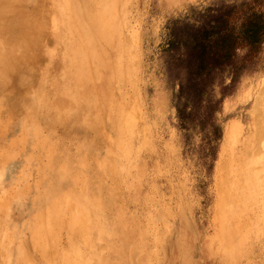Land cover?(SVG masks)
<instances>
[{
	"label": "rangeland",
	"instance_id": "rangeland-1",
	"mask_svg": "<svg viewBox=\"0 0 264 264\" xmlns=\"http://www.w3.org/2000/svg\"><path fill=\"white\" fill-rule=\"evenodd\" d=\"M33 1L0 0V264H264V0ZM224 9L195 108L183 53Z\"/></svg>",
	"mask_w": 264,
	"mask_h": 264
},
{
	"label": "trees",
	"instance_id": "trees-1",
	"mask_svg": "<svg viewBox=\"0 0 264 264\" xmlns=\"http://www.w3.org/2000/svg\"><path fill=\"white\" fill-rule=\"evenodd\" d=\"M228 17L229 9H224L217 12L205 28L200 27L193 30L190 35L194 42L193 46L187 47L186 52L183 53V60H181L183 64L181 65L185 70V82L180 84L176 98L181 95L184 101L191 103L195 108L207 96L206 90L213 84L216 74L233 63L238 43L230 31ZM263 34L264 24L258 26L256 18H253L246 24L243 42L252 47ZM177 39L175 36L173 40L175 45L180 43ZM174 43L169 45L171 51L177 49ZM176 67L179 66L176 65ZM207 111H211L210 106L207 107ZM192 113L191 110L185 112L183 108L179 110L178 117L181 123L185 124L190 121Z\"/></svg>",
	"mask_w": 264,
	"mask_h": 264
},
{
	"label": "bare ground",
	"instance_id": "bare-ground-1",
	"mask_svg": "<svg viewBox=\"0 0 264 264\" xmlns=\"http://www.w3.org/2000/svg\"><path fill=\"white\" fill-rule=\"evenodd\" d=\"M4 1L7 2V0H4ZM13 1H16V2H17L18 0H13ZM34 1H35V0H34ZM34 1H33V2H34ZM43 1H44V0H43ZM20 2H21V0H20ZM10 3H13V2L10 1ZM34 3H35V2H34ZM7 4H8V2H7ZM31 4H32V3H31ZM2 5L6 7V5H4V4H2ZM16 6H17V5H16ZM18 6H20V4H18ZM34 6H36V3L34 4ZM21 7H22V6H21ZM23 7H24V6H23ZM0 8H1V7H0ZM34 8H35V7H34ZM34 8H33V9H34ZM3 9H4V8H3ZM37 9H38V8H37ZM40 9H41V8H40ZM7 10H8V9H7ZM24 10H25V9H24ZM30 10H32V8H30ZM41 11H42V10H41ZM0 12H2V11H0ZM30 12H31V13H30ZM30 12H29L28 14H26L25 17L28 16V15H30V14H32L33 11H30ZM42 12L44 13V11H42ZM42 12H41V13H42ZM41 13H40V14H41ZM3 14L6 15L4 12H3ZM10 14H11V13H10ZM35 14L39 15V12H37V13H35ZM35 14H33V15L36 16ZM39 16H40V15H39ZM41 16H42V14H41ZM41 16H40V18H41ZM43 16H44V14H43ZM43 16H42V17H43ZM25 17H22V18H25ZM37 17H38V16H37ZM40 18H39V17L37 18L38 21H39V20L42 21V19H43L44 17L41 18V19H40ZM16 19H17V18H15V20H16ZM43 20H44V19H43ZM38 21H37V23L39 24V27H40V25L42 24V22H41V24H40ZM44 21H45V20H44ZM78 21H79V20H78ZM97 21H98V20H97ZM105 21H106V19H105ZM0 22H1V21H0ZM6 22H7V21H6ZM22 22H23V19H22ZM3 23H4V22H3ZM3 23H2V24H3ZM24 23L27 24L28 26H30V23H31V22H30V23H29V22H28V23L23 22V24H24ZM33 23L36 24V22H34V20H33L32 24H33ZM43 23H44V22H43ZM77 23H78V22H77ZM6 24H7V23H6ZM96 24H97V23H96ZM3 26H4V24H3ZM35 26H36V25H35ZM47 26H48V25H47ZM4 27H5V26H4ZM31 27H34V25H31ZM39 27H36V28L38 29ZM5 28H6V27H5ZM3 29H4V28H3ZM28 29H29V28H28ZM32 29H33V28H32ZM37 29H36V30H37ZM44 29L46 30V28H44ZM44 29L42 28L41 31L44 32V31H43ZM88 29H89V28H88ZM92 29H93V28H92ZM5 30H7V28H6ZM5 30H4V31H5ZM19 30H21V29H19ZM25 30H26V26H25ZM30 30H31V29H30ZM13 31H14V30H13ZM38 31H40V30L38 29ZM38 31H37V32H38ZM41 31H40V32H41ZM86 31H87V30H86ZM40 32L37 33L38 36H39V39H38V36H37V40H36V41H39V42L41 43L43 40H40V35H41ZM46 32H47V31H46ZM46 32H45V33H46ZM14 33H15V31L13 32V34H14ZM21 33H22V32H21ZM26 33H27V32H26ZM32 33H33V32H32ZM91 33H92V32H91ZM35 34H36V33H35ZM37 34H36V35H37ZM17 35H18V34H17ZM27 35H28V34H27ZM27 35H26V36H27ZM29 35H30V34H29ZM13 36H14V35H13ZM32 36H33V35H32ZM44 36H45V35H44ZM1 37H2V36H1ZM20 37H21V36H20ZM41 37H42V36H41ZM4 38H5V37H4ZM10 39H11V37H10ZM22 39H23V38H22ZM34 39H35V38H34ZM42 39H43V38H42ZM5 40H7V39H5ZM7 41H8V40H7ZM25 41H26V40H25ZM25 41H23V42H25ZM14 42H15V41H14ZM14 42H13V43H14ZM23 42H22V43H23ZM10 43H11V42H10ZM25 43H26V42H25ZM18 44H19V43H18ZM26 44H27V43H26ZM9 45H10V44H9ZM15 45H16V44H15ZM20 45H21V44H20ZM36 45H37V44H36ZM0 46H1V45H0ZM10 46H11V45H10ZM40 46H41V45H40ZM6 48H7V46H6ZM15 48H17V47H15ZM15 48H13V45H12V51H13V49H14V51H15ZM30 48H31V47H30ZM30 48L28 47V49H30ZM1 49H2V48H0V50H1ZM4 49H5V48H4ZM36 49H38V47H36ZM36 49H35V51H38V50H36ZM23 50H24V49H23ZM8 51H9V50H8ZM29 51H30V50H29ZM32 51L34 52V50H32ZM32 51L28 52L27 55L29 56V54H30ZM42 51H43V50H42ZM1 52H2V51H1ZM23 52H24V51H23ZM33 52H32V53H33ZM3 53H4V52H3ZM9 53H10V52H9ZM9 53H8V54H9ZM25 53H26V51H25ZM38 53H39V52H37V54H38ZM12 54L14 55L15 53L12 52ZM34 54H35V53H34ZM1 55H2V54H1ZM10 55H11V54H10ZM15 55H16V54H15ZM19 55H20V54H19ZM22 55H23V54H22ZM22 55H21V58H23ZM35 55H36V54H35ZM35 55H34V56H35ZM24 56H25V55H24ZM36 56H37V55H36ZM3 57H4V55H3ZM5 58H6V57H5ZM3 59H4V58H3ZM3 59H2V60H3ZM5 60H6V59H5ZM23 60H24V58H23ZM53 60H54V59H53ZM19 61H20V59H19ZM21 61H22V60H21ZM21 61H20V63H21ZM28 61H29V60H28ZM34 61H35V59H34ZM34 61H33V62H34ZM11 62H12V61H11ZM25 62H27V61L25 60ZM54 62H55V61H54ZM43 63H44V62H43ZM2 65H3V64H2ZM31 67H33V66H31ZM1 68H2V67H1ZM31 69H32V68H31ZM52 70H53V69H52ZM76 70H77V69H76ZM73 71H75V70H73ZM94 71H95V70H94ZM114 71H115V70H114ZM75 72H77V71H75ZM73 73H74V72H73ZM0 74H1V73H0ZM38 76H39V75H38ZM95 76H96V75H95ZM2 77H3V76H2ZM73 77H74V76H73ZM74 78H75V77H74ZM5 82H6V81H5ZM29 83H30V82H29ZM28 85H29V84H28ZM48 89H49V88H48ZM45 90H46V89H45ZM263 91H264V89H263ZM11 92H12V90H11ZM50 92H51V91H50ZM262 93H263V95H262ZM7 94H8V93H7ZM7 94H6V95H7ZM32 94H33V93H32ZM46 95H47V94H46ZM97 95H98V94H97ZM261 95H262V97H264V92H261ZM22 96H23V95H22ZM20 97H21V95H20ZM262 97H261V98H262ZM22 98H23V97H22ZM46 98H47V97H46ZM2 99H3V98H1V100H2ZM23 99H24V101H25V98H23ZM112 99H113V98H112ZM1 100H0V102H1ZM18 100H19V99H17V101H18ZM21 100H22V99H21ZM32 100H33V99H32ZM263 100H264V99H263ZM17 101H16V102H17ZM130 101H131V100H130ZM11 102H12V101H11ZM16 102H15V105L17 104ZM21 102H22V101H21ZM112 102H113V100H112ZM259 103H260V102H259ZM259 103H258V104H259ZM25 104H26V102H25ZM27 104H28V103H27ZM113 104H114V103H113ZM20 105H21V104H20ZM46 106H47V105H46ZM97 106H98V105H97ZM114 106H115V105H114ZM128 106H129V104H128ZM18 107H19V106H18ZM34 107H35V106H34ZM0 108H3V107L0 106ZM13 108H14V107H13ZM15 108H17V107H15ZM43 109H44V108H43ZM20 110L22 111V109H20ZM20 110H19V109L16 110L15 113L19 114L18 111H20ZM55 110H56V109H55ZM109 112H110V111H109ZM113 112H114V111H113ZM103 113H105V112H103ZM79 114H80V113H79ZM95 114H96V113H95ZM100 114H101V113H100ZM7 115H8V114H7ZM103 115H104V114H103ZM108 116H109V115H108ZM9 117H11V114H10ZM101 117H102V116H101ZM4 119H7V118H4ZM8 119H9V118H8ZM8 119L4 121L6 124H7V121H10V119H9V120H8ZM48 121H49V120H48ZM261 121H262V119H261ZM81 122H82V121H81ZM5 123H4V124H5ZM37 123H38V122H37ZM72 123H73V122H72ZM100 123H101V122H100ZM261 123H263V122H261ZM4 124H3V125H4ZM6 124H5V125H6ZM5 125H4V126H5ZM47 125H48V124H47ZM259 125H261V124H259ZM41 126H42V125H41ZM96 128H97V127H96ZM2 129H3V127H2ZM85 130H86V129H85ZM38 131H39V130H38ZM48 132H49V131H48ZM38 135H39V134H38ZM51 137H52V136H51ZM52 139H53V138H52ZM31 140H32V139H31ZM33 140H34V139H33ZM88 140H89V139H88ZM64 141H65V140H64ZM31 143H32V142H31ZM90 143H91V142H90ZM0 146H1V145H0ZM105 150H106V149H105ZM111 151H112V150H111ZM113 151H114V150H113ZM107 153H108V152H107ZM108 154H110V153H108ZM108 154H107V155H108ZM34 155H35V154H34ZM114 155H115V154H114ZM114 155H113V156H114ZM111 156H112V155H111ZM111 156H110V157H111ZM1 158H2V157H1ZM103 158H104V157H103ZM79 160H80V159H79ZM111 162H114V161H111ZM252 168H254V167H252ZM256 168H258V167H256ZM258 169L260 170V168H258ZM250 170H251V169H250ZM256 170H257V169H256ZM256 170H255V171H256ZM259 170H258V171H259ZM253 171H254V170H253ZM253 171H252V172H253ZM74 173H75V172H74ZM114 173H115V172H114ZM227 173H228V172H227ZM68 174H69V173H68ZM109 174H110V173H109ZM256 174H257V172H256ZM71 175H72V174H71ZM106 176H107V175H106ZM84 183H85V182H84ZM59 186H60V185H59ZM100 186H101V185H100ZM100 186H99V187H100ZM74 189H75V188H74ZM86 192H87V191H86ZM106 195H107V194H106ZM51 196H52V195H51ZM109 196H110V195H109ZM26 197H27V196H26ZM101 200H102V199H101ZM115 200H116V199H115ZM262 202H263V201H262ZM0 205H1V204H0ZM43 205H44V204H43ZM42 216H43V215H42ZM42 216H40V217H42ZM112 216H113V215H112ZM114 217H115V216H114ZM44 219H45V216L43 217V219H41V220H43V222H42V226H41V227L44 226ZM108 226H109V225H108ZM63 231H64V230H63ZM121 241H122V240H121ZM65 244H66V243H65ZM47 245H49V244H47ZM66 245H67V244H66ZM0 247H1V246H0ZM48 250H49V249H48ZM55 251H56V250H55ZM0 254H1V251H0ZM3 254H4V253H3ZM49 255H50V254H49ZM56 255H57V254H56ZM223 255H224V254H223ZM55 259H56V258H55Z\"/></svg>",
	"mask_w": 264,
	"mask_h": 264
}]
</instances>
